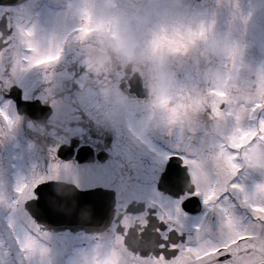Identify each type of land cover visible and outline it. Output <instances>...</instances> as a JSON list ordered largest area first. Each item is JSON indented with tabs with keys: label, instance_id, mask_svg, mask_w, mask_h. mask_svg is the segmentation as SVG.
Here are the masks:
<instances>
[{
	"label": "flooded vegetation",
	"instance_id": "obj_1",
	"mask_svg": "<svg viewBox=\"0 0 264 264\" xmlns=\"http://www.w3.org/2000/svg\"><path fill=\"white\" fill-rule=\"evenodd\" d=\"M110 1V9L117 12L113 13L116 15L121 13L122 16L129 17L127 15L135 13L134 8L141 9L142 14L138 16H143L149 11L147 15L151 16L146 21L148 29L155 25L160 32L174 33L175 41L179 40L175 33H184L183 37L188 40L186 44L194 40L192 30L195 34V31L203 29V23L210 22L212 30L209 28L206 32L212 35L217 31H214L215 26L221 27L219 32L225 37V52L230 47L233 34H239V40H236L240 41V48L253 39L254 43H259L264 28V22L261 20L260 25L256 27H235L240 26L234 19L235 5H238L239 11L245 10L250 0ZM64 2L70 5L69 0H26L16 5H0V102L10 103L11 106L4 107L7 111L9 108L15 110L20 119V130L24 131L26 127L31 130L32 135L25 136L34 152L31 151L29 159L28 154L24 152L21 138H12L7 143L12 148L6 150L7 165L3 173H0L6 192L0 207V264H71L73 260L76 264H264V251L258 253L252 235L240 232L243 225L256 224L260 227L263 226L264 220L262 224L261 214L255 213L259 218L252 224V220L244 217L242 211H238L232 196L234 186L243 183L249 169L246 170L245 160L239 163L238 158L230 156L231 152L227 151L229 142L223 134L213 129L217 137L216 143H213L215 140L202 135L205 141L211 140V144H208L211 152L206 154L198 147L187 145V136H191L193 132L186 126L178 125L180 109L173 107L171 101H168L170 109L165 113V118L169 119L167 124H172L169 125L171 134L168 135L161 132L156 125L155 120L161 110L155 112L154 105H129V115L121 116L120 121L116 119L115 125L110 120L104 121L96 106L88 105L90 102L84 99L86 94L89 95L88 99L93 97L92 93L101 94L108 84L114 82L116 88L127 98H153L157 93H163L161 89L155 91V88H152L155 80L160 79L163 86L167 84L170 87V81L163 79V76H178V72L174 75L172 73L174 69L170 66L173 62L166 60V67H158L161 73L149 79L147 72H144L146 69L142 67L143 63H137L135 58L122 61L114 55V41H111V45L104 46L109 51L107 57L102 54L104 51L101 45L92 42L84 54V51L81 52L80 47H77V57L74 58L69 51L74 45V39L71 38L76 34L73 32L67 33L64 40H61L59 50L55 54H48L47 57L34 56L39 49H50L53 41L50 33L53 22L43 20L38 26L40 28L36 27L35 30L32 26L42 12L47 15L45 18L49 19L52 15L65 11L64 15H67L69 20L71 14L69 15V9L66 7L68 5ZM121 4L125 7L122 8ZM156 14L164 19L155 16ZM62 17L63 15L58 16L60 19ZM117 21L121 20L117 18ZM45 25L50 26L49 32L44 29ZM235 42L234 46L239 49ZM33 58L35 61L27 62ZM225 59L228 64L229 56ZM89 65L90 70L87 69ZM186 65L192 67V64L187 62ZM223 70L227 72L228 65H225ZM81 76L86 77L87 81H77ZM103 79L109 83L97 84ZM20 81L29 83L23 82L22 85ZM55 82L59 85H54ZM218 83L206 81L203 87L211 95L216 92L215 94L218 93L222 98L231 96L227 82ZM137 84L139 89L135 91ZM13 87L18 88L21 101L29 102L31 108L36 109L26 108L25 112L18 113L16 103L8 96ZM150 91L152 93L149 96ZM81 96L82 99L79 100ZM237 98L240 103L245 100V97ZM54 102L57 103L56 106ZM223 104L220 106L221 110L224 108ZM54 106L58 107L61 113H69L71 109L70 112L74 113L76 121H50ZM43 108L49 112L46 116L41 115ZM3 111L0 107V112ZM36 111L38 114L33 113ZM153 113L155 115L152 118L148 117ZM176 113L178 118L175 117ZM68 127H76L80 131L69 137ZM140 130L143 135L139 133ZM52 133L59 137L61 142L55 144L54 150L51 148L48 151L47 140L53 137ZM171 135L180 140L173 141ZM125 138L130 139L127 149ZM180 145L185 147L179 150ZM59 148H63L64 154L71 152V158L67 161L59 159ZM15 150L20 158L15 156ZM77 155L79 160L76 159ZM211 155L216 156L213 162L217 165L212 172L202 157L208 159ZM123 156L125 159H122ZM115 158L125 161L127 165V169L118 167L119 181L117 177L110 185H76L80 190L95 187L110 190L113 207L104 228L94 226L91 232H71L53 228L50 230L41 227L25 209L28 200L37 199L35 190L40 184L58 180L54 178L55 161L63 164L74 161L78 166L86 167L85 174L83 173L85 177L89 171L88 167L100 170L104 164ZM173 161L174 171L179 175V183L173 187L174 191L171 190L175 193L172 196L160 188L159 180L167 163ZM113 171L116 173L117 167ZM185 172L186 182L181 178ZM34 173L35 181L31 184V195L24 199L22 196L19 198L16 193L22 191L23 194L31 186L28 187L29 179H33ZM60 180L65 181L63 178ZM167 182L172 184L171 180ZM120 184L126 186L124 193L118 190ZM137 193L140 197L136 196ZM127 194H130L129 199L125 197ZM226 221L237 222V225L241 226L239 232L229 236L221 231L220 225ZM61 232L71 236L59 248L55 245L53 235ZM30 239L34 242L30 243ZM36 244L43 253L38 251ZM107 251L110 252L109 261L103 260L101 256ZM89 255L96 257L89 258Z\"/></svg>",
	"mask_w": 264,
	"mask_h": 264
},
{
	"label": "rangeland",
	"instance_id": "obj_2",
	"mask_svg": "<svg viewBox=\"0 0 264 264\" xmlns=\"http://www.w3.org/2000/svg\"><path fill=\"white\" fill-rule=\"evenodd\" d=\"M64 4L68 5L67 2H64ZM69 4L70 5L66 6L69 9V15L71 14L69 20H67V15H64L65 11L52 15L49 19L45 18L47 15L44 14V12L40 14L37 22L32 28L35 30L34 28L38 27L43 20H51L54 28L52 27L50 31V26L45 25L44 29L48 32L50 31L53 41L50 49H39L34 56L47 57L48 54H55L59 50L61 40H64L67 33L73 32L76 34L71 38L72 40L74 39V45L70 47L69 51L74 58L77 57V52L75 51L77 47H80L81 52L84 51V54L88 51L89 44L92 42H95L96 45L99 43L104 51L102 54L104 57H107L109 56V51L106 50L104 46L111 45V41H114V55L122 61L135 58L137 59V63H143L142 65L144 66L142 67L146 69L144 72H147L149 79L161 73L158 67H166V60L173 62L174 64L170 66L174 69L172 73L174 75L178 72V76L171 78H169L167 74L168 77H165V75L163 76V79L167 78L170 81V87H168L167 84L163 86V83L161 84V81H159L160 79L155 80V83H152V88H155V91L161 89L163 93H157L155 97L148 100L142 96L140 99L127 98L116 88L115 82L108 84L106 90H102L101 94L92 93L93 97H90L91 99H88L89 95L87 94L85 95L86 97H83L85 101L88 100V102H90L88 105L96 106V109H98L104 121L110 120L114 122L115 125L116 119L120 121L121 116L129 115L127 108L129 105H154L155 112L161 110L155 120L156 125L159 130L165 134L170 133L168 129L172 125L167 124V120L169 119L168 117L165 118L166 111L170 109V107H168V101H171L173 107L180 109V124L178 125L186 126L193 132V134H190L191 136H187L189 140V142L186 141L187 145H191L195 148L198 147V149L204 150L206 154L211 152L208 146L209 143L211 144V140H215L213 143L217 141L213 129H215V132L223 134L225 138L228 139L227 142H229L227 143V151H229L228 153L231 152L230 156L238 158L239 163L245 160L247 165L246 170L249 169L243 183H238V185L236 184L234 186L232 195L234 204L238 207L239 212H243L244 217H248L249 220H252V224L255 219L259 218V215L255 213H260L263 224L264 113L257 118V113L253 112L250 107L257 104L259 109H264V28L263 33L261 32V38L258 40L259 43L257 41L254 43L253 39L247 45L240 48V41H238L239 34H233L232 40L229 43L230 47L225 52L226 46H223V43L226 42L225 37L219 32L221 27L215 26L214 31H217L212 35L206 32V30L210 28V22L203 23V29H199V32L195 31V34L192 33L194 31L192 30V39H196V41L190 40L189 43L186 44L188 40L183 37L182 34L184 33H175V35L179 36V40L175 41L174 33L160 32L155 25L148 29L146 21L151 16L147 15L149 11L143 14V16H138L142 14V11L140 8H134L135 13L132 15L130 13L127 15L129 17H124L121 13L118 15L113 14L117 12L111 11L110 0H69ZM122 5L123 4H121V7L124 8L125 6ZM151 5L152 4H150V6ZM61 9L63 10V7ZM233 14H235L234 19L236 24L240 25L239 27L235 25L237 29L240 27L247 28L248 26H259V20L264 22V0H250L245 10L241 11H239L238 5H235ZM59 15H63L62 19L58 18ZM155 16L159 15L156 14ZM117 18L121 21H117ZM160 18H162V16ZM39 28L40 27L37 29ZM210 30L212 29L210 28ZM236 38H238V40H236ZM233 42L238 45L239 49L234 46ZM222 46L224 48H222ZM228 56L229 61H227V64L225 58ZM176 58L178 59L176 60ZM196 58L198 60H196ZM181 59H183V61H181ZM32 61H35L34 58L28 59L27 62ZM85 62L87 63V60ZM186 62L189 65L192 64V67L187 66ZM225 65H228L227 72L223 70ZM90 67L89 65L87 69ZM26 77L27 75L24 77V80ZM71 77L72 76L69 77L70 81ZM85 80L87 81L86 77L83 78V76L77 79L80 83ZM206 81H216L217 84H219L218 82L222 83L226 81V86H228V92L231 96L227 95L225 98H222L219 97L218 93L215 94L216 92H213L214 95L209 94V91H205L203 87V83ZM23 82L29 83V81H20V84L23 85ZM99 82H97V84L104 85L105 83H109L104 79ZM55 84L59 85L56 82L54 85ZM87 90L86 88L85 91L87 92ZM150 93H152V91L149 92V96ZM149 96L147 95V97ZM152 96L154 95L152 94ZM237 97H245L243 98L245 100L243 103H240ZM81 99L82 96L79 100ZM55 104L57 103L54 102V105ZM222 104L224 108L221 110L220 106ZM4 106L9 107L11 105L5 101L0 102V107L4 109L3 112H0V173H3L5 165H7L5 162L8 151L6 152V150L12 148V146H8L7 144L10 139L21 138L25 147L24 152L28 154L29 159H31V151L33 152L32 145L25 136V134L31 136V130L27 127L24 131L22 129L20 130V119L16 116L15 110L9 108L7 111ZM55 106L52 115L49 117L50 121H56L58 123L63 121L74 123L76 121V118L73 116L74 113L70 112L71 109L69 113H61V110ZM120 107L123 108L120 109ZM119 111L122 113L120 114ZM154 115L155 113L149 114L148 117L152 118ZM175 117L178 118V113L175 114ZM173 127L174 126H172V128ZM68 128L67 132L69 133V137L76 135V133L80 131L76 127ZM210 132L213 135H211ZM139 133L143 135L141 130ZM52 135L53 137L47 140L49 146L48 151L51 148L54 150L56 145L61 142V139L54 133H52ZM202 135L209 137L211 140L205 141ZM171 137H173L172 139H174L173 141L175 142L180 140L174 135H171ZM128 143H130V139L125 138L126 149ZM184 147V145H180L178 149L180 150ZM15 151V156L20 158L21 156L18 155L17 150ZM202 157L203 161L206 163L205 165L211 172L217 168V165H214L215 163L213 162L214 159H216L215 155H211L208 159H206L205 156ZM122 159H125V157L123 156ZM119 166L127 169L125 161L115 158L110 160L109 163L104 164L100 170L98 168L94 169V167L93 169H89L88 167L87 170L89 171L87 172V176L91 177H84L86 167L78 166L74 161L63 164L57 160L54 162V178L59 181L63 178L65 181L83 187L93 186L97 183L110 185L117 177L118 181L120 179ZM116 167L117 172L114 173L113 170ZM242 173L241 170L240 174ZM34 181L35 173L33 179H29L28 187ZM19 184L17 186H19ZM31 187L32 185L28 189L23 188L24 190L27 189L23 194L22 191L19 192L17 190L18 192L16 194L19 195V198L22 196L24 199L28 195H31ZM125 189V184H120L118 186V190L122 193H124ZM235 191L237 193H235ZM5 195L4 181L0 177V207L4 202ZM129 196L130 194H127L125 197L129 199ZM136 196L140 197V194L137 193ZM234 222L235 221H228L227 223L226 221L222 223L220 225V230L228 233V235L239 232L241 226L237 225V222H235V227L233 228ZM263 226L260 225V227H258L256 224H245L242 226V231H240L252 235L253 244L258 253H263L264 251ZM70 236L71 235L64 232L54 234L53 240L55 245L60 248V245ZM32 242L34 241L30 239V243ZM36 246L39 247L38 251L43 253L40 246L37 244ZM91 255L88 257H96ZM6 256L8 255L6 254ZM101 256L103 260L109 261L110 252L107 251ZM75 262L76 261L73 260L71 264H76Z\"/></svg>",
	"mask_w": 264,
	"mask_h": 264
},
{
	"label": "water",
	"instance_id": "obj_3",
	"mask_svg": "<svg viewBox=\"0 0 264 264\" xmlns=\"http://www.w3.org/2000/svg\"><path fill=\"white\" fill-rule=\"evenodd\" d=\"M20 1L23 0H0V5H14L20 3ZM138 86L137 84L135 91L139 89ZM18 91L17 87H13L10 93L16 103L18 113L25 112L26 108L35 110L36 108H31L29 102L20 100ZM33 113L38 114V111ZM48 113L43 108L41 115L46 116ZM58 156L63 160H68L71 158V152L64 154L63 148H60ZM76 159L79 160L78 155ZM174 164L173 161L165 166L166 168L159 181L160 188L168 192L174 191L173 187H176V184L179 183V180L177 181L179 175L174 171ZM181 178L186 182V172L182 174ZM168 180L172 181L171 185L168 184ZM35 192L37 199L28 200L25 203V208L37 223L46 229L67 228L72 232H79L82 230L81 226L83 228L95 226L99 218L105 222L111 213L112 196L108 194L107 190L101 188L80 191L71 183L50 181L40 184ZM96 210L98 211L97 215H95Z\"/></svg>",
	"mask_w": 264,
	"mask_h": 264
}]
</instances>
